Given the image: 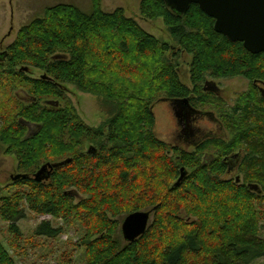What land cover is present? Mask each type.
<instances>
[{"label": "trees", "instance_id": "16d2710c", "mask_svg": "<svg viewBox=\"0 0 264 264\" xmlns=\"http://www.w3.org/2000/svg\"><path fill=\"white\" fill-rule=\"evenodd\" d=\"M139 14L161 19L179 52L191 56V89L179 79L175 54L167 57L168 44L123 9L104 12L98 2L89 12L45 9L0 53V142L27 176L0 198V219L16 240L26 210L77 222L85 264H254L264 258V54L216 33L196 5L177 16L164 0H139ZM32 69L42 72L38 78ZM236 77L258 97L231 110L233 145L207 139L186 152L156 138L151 108L160 96L186 98L195 110L212 93L202 86L206 78ZM67 85L115 105L105 130L79 118ZM214 148L218 155L209 153ZM45 164L53 170L37 181ZM240 166L242 182L223 178ZM141 211L151 214L145 233L125 242L115 218ZM62 231L42 221L34 236ZM0 264H15L1 243Z\"/></svg>", "mask_w": 264, "mask_h": 264}, {"label": "rangeland", "instance_id": "374dc122", "mask_svg": "<svg viewBox=\"0 0 264 264\" xmlns=\"http://www.w3.org/2000/svg\"><path fill=\"white\" fill-rule=\"evenodd\" d=\"M94 2H98L104 12H111L117 8L123 9L125 15L133 18L145 32L159 42L168 44L171 52L167 54V57L170 58L175 54L173 62L181 83L189 89L192 88L189 79L191 56L179 52L176 42L169 35L161 19L150 21L141 18L139 0H0V53L14 42L23 26L41 17L45 9L58 4H69L77 6L84 12H89ZM41 73L32 69L29 76L38 78ZM206 82L213 84L217 93L209 94L206 97L208 99L206 103L196 104L197 113L188 118L186 126L185 122H178L170 102L165 100L164 96H160L155 101L151 109L155 118L154 134L157 139L170 147H177L186 152L193 151L192 142V144L200 143L207 139L218 140L229 146L233 145L232 141L235 135L231 131L232 125L229 124L233 121L231 110L252 98L257 99L258 96L254 95H258V92L253 91L250 83L240 77L206 78L204 83ZM67 89V97L79 118L89 127H102L105 130V123L112 117L115 105L99 96L83 93L72 85H67ZM186 127L188 132V128L192 130L195 139H193V135V138H190L191 135L189 137L183 133ZM200 133L205 135L204 139ZM207 133L213 135L206 136ZM87 148L88 145H85V150ZM6 150V146L0 142V198L12 194L17 189L13 184L12 177L21 174L17 169L18 161L15 155L7 153ZM238 150L242 152L241 148ZM209 153L218 155L216 148ZM244 175L242 166H240L223 178L227 180L239 179L242 182ZM82 198L85 197L77 195L76 201ZM261 212L260 236L264 239V203ZM25 215L26 218L16 224L20 236L18 240L14 239L9 232L8 223L0 219V243L15 264H85L83 250L76 247L84 234V229L80 224L72 222L65 225L62 221L54 220L50 216H38L27 210ZM125 217L124 215L115 218L119 221V229ZM42 221L50 222L55 228H62V233L54 239L34 236L35 228ZM149 221H151V217ZM254 264H264V258Z\"/></svg>", "mask_w": 264, "mask_h": 264}, {"label": "water", "instance_id": "95a60500", "mask_svg": "<svg viewBox=\"0 0 264 264\" xmlns=\"http://www.w3.org/2000/svg\"><path fill=\"white\" fill-rule=\"evenodd\" d=\"M166 6L177 16L184 15L191 5H196L208 17L214 20L213 29L223 35L230 42L242 43L244 49L251 54H264V0H164ZM216 88L211 83H206ZM206 91V88L204 89ZM174 116L178 122L188 123V118L196 114L191 108L188 99L174 100L170 102ZM187 127L183 133L192 137L193 132ZM194 136V135H193ZM91 151H94L93 149ZM236 156H234L235 158ZM53 166L45 164L35 174V179L40 181L49 176ZM186 171L180 169V177L177 184L185 177ZM17 174L13 181L26 178ZM150 212H135L127 215L121 224V233L125 242H133L142 236L150 220Z\"/></svg>", "mask_w": 264, "mask_h": 264}, {"label": "flooded vegetation", "instance_id": "af4514ba", "mask_svg": "<svg viewBox=\"0 0 264 264\" xmlns=\"http://www.w3.org/2000/svg\"><path fill=\"white\" fill-rule=\"evenodd\" d=\"M206 83H208V82H206ZM206 83H205V84H206ZM205 88H206V91L211 92V89H212L213 87L210 86V85H207V86L204 85V89H205ZM212 93H215V94H216V93H217V90H216L215 92L213 91ZM197 135H198V133H197ZM201 135H202V138L204 139V138H205V135H203L202 133H200V136H201ZM209 135H213V134H212V133H207V134H206V136H209ZM209 138H210V137H209ZM198 141H199V140H198ZM198 143H199V142H198Z\"/></svg>", "mask_w": 264, "mask_h": 264}]
</instances>
